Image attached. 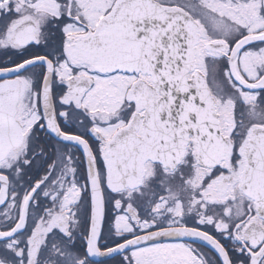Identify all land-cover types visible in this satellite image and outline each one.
Wrapping results in <instances>:
<instances>
[{
  "label": "snow or ice",
  "instance_id": "1",
  "mask_svg": "<svg viewBox=\"0 0 264 264\" xmlns=\"http://www.w3.org/2000/svg\"><path fill=\"white\" fill-rule=\"evenodd\" d=\"M0 264H264V0H0Z\"/></svg>",
  "mask_w": 264,
  "mask_h": 264
}]
</instances>
